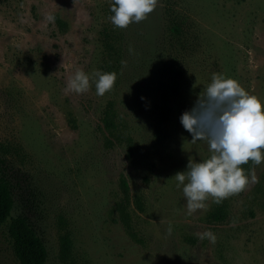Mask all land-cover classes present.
I'll use <instances>...</instances> for the list:
<instances>
[{
    "label": "rangeland",
    "instance_id": "rangeland-1",
    "mask_svg": "<svg viewBox=\"0 0 264 264\" xmlns=\"http://www.w3.org/2000/svg\"><path fill=\"white\" fill-rule=\"evenodd\" d=\"M112 2L0 0V157L29 175L46 264H264V163L192 215L174 178L211 155L180 117L214 73L264 107V0H158L126 29ZM77 69L116 72L115 86L66 94ZM0 264H18L2 232Z\"/></svg>",
    "mask_w": 264,
    "mask_h": 264
},
{
    "label": "clouds",
    "instance_id": "clouds-1",
    "mask_svg": "<svg viewBox=\"0 0 264 264\" xmlns=\"http://www.w3.org/2000/svg\"><path fill=\"white\" fill-rule=\"evenodd\" d=\"M157 5L158 0H113L110 20L115 27L126 29L146 20ZM45 20L54 23L55 16L47 14ZM116 79V72L96 71L90 76L77 69L68 78L65 93H86L94 83L96 95L102 97L114 88ZM180 121L192 134L193 142L207 141L211 153L203 161L189 160L187 170L174 175L177 187L183 186L188 215L206 208L209 199L220 204L258 182L254 168L249 174L241 167L249 162L255 166L264 163V107L258 96L234 78L214 73L194 107L185 111ZM172 231L169 222L166 232L171 235ZM199 238L213 244L217 240L210 230Z\"/></svg>",
    "mask_w": 264,
    "mask_h": 264
},
{
    "label": "trees",
    "instance_id": "trees-1",
    "mask_svg": "<svg viewBox=\"0 0 264 264\" xmlns=\"http://www.w3.org/2000/svg\"><path fill=\"white\" fill-rule=\"evenodd\" d=\"M172 29L179 32L178 23L173 24ZM162 115L166 116L165 110ZM106 126H113L112 121L106 120ZM121 184L127 187L125 179L121 180ZM34 198L35 191L28 173L7 158L0 157V232L6 235L12 256L18 264H46L48 257L45 241L31 215ZM222 214L221 209L211 213L214 218Z\"/></svg>",
    "mask_w": 264,
    "mask_h": 264
}]
</instances>
